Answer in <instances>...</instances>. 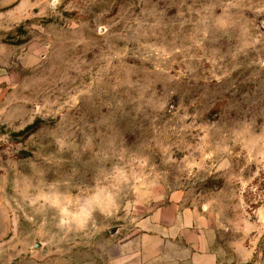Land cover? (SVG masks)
I'll return each instance as SVG.
<instances>
[{
    "label": "rangeland",
    "instance_id": "rangeland-1",
    "mask_svg": "<svg viewBox=\"0 0 264 264\" xmlns=\"http://www.w3.org/2000/svg\"><path fill=\"white\" fill-rule=\"evenodd\" d=\"M171 204L264 264V0H0V264H147Z\"/></svg>",
    "mask_w": 264,
    "mask_h": 264
},
{
    "label": "crops",
    "instance_id": "crops-1",
    "mask_svg": "<svg viewBox=\"0 0 264 264\" xmlns=\"http://www.w3.org/2000/svg\"><path fill=\"white\" fill-rule=\"evenodd\" d=\"M178 209L171 204L154 211L156 229L142 234L141 255L147 264H210L212 255L203 230L196 227L194 209L182 206L181 213ZM176 224L180 226L177 230L171 227Z\"/></svg>",
    "mask_w": 264,
    "mask_h": 264
}]
</instances>
